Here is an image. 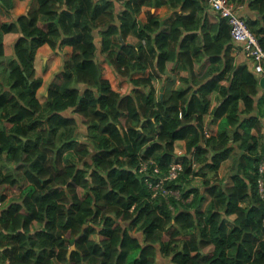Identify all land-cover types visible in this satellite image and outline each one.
I'll list each match as a JSON object with an SVG mask.
<instances>
[{"label": "trees", "instance_id": "obj_1", "mask_svg": "<svg viewBox=\"0 0 264 264\" xmlns=\"http://www.w3.org/2000/svg\"><path fill=\"white\" fill-rule=\"evenodd\" d=\"M0 5V264H264L260 83L234 64L206 0H32L20 16ZM164 6L165 20L139 18ZM250 6L264 49V0ZM43 45L72 53L41 104ZM102 63L128 90L111 88ZM171 64L181 87L157 98ZM226 160L230 185L218 178Z\"/></svg>", "mask_w": 264, "mask_h": 264}, {"label": "crops", "instance_id": "obj_2", "mask_svg": "<svg viewBox=\"0 0 264 264\" xmlns=\"http://www.w3.org/2000/svg\"><path fill=\"white\" fill-rule=\"evenodd\" d=\"M238 1L236 3V5H239L241 7V10L239 11V15L241 17H243L244 19H250L252 21H260L261 20V16L260 14H257L255 12V10H253L250 6V3L253 0H236ZM32 0H12V9H11V13L13 16H20L25 14L30 6H31ZM0 11L3 12V8L0 5ZM173 13V11H171L169 8H167L166 6L164 7H160L158 9H152V8H148V7H144L141 11V14L139 16V18L141 19L142 22L146 21V18L148 17V14H153L157 17H160L161 19L165 20L167 19L169 16H171ZM206 15L209 19V22L213 25L216 23V17L215 15L212 13V11L210 10L209 6L206 8ZM134 38H128L126 43L128 42H133ZM232 46V44H231ZM230 46V48H231ZM72 53V49L69 46H65L63 48L62 53L60 54H54L51 50V48L48 45H43L40 48H38L36 55H35V59H34V68L41 74L42 76V85L41 87L37 90V99L39 100V102L41 104H44L46 102L47 99V87L49 85V83L51 82V80L53 79V77L58 73L64 70V58L65 57H69ZM231 57L234 60V64L237 67H243V66H247L246 60L244 55L239 52V54H232L230 53ZM102 66L104 67L106 73L104 75V79L107 80L111 86V88L114 91L123 93L124 91L128 90V85L127 82L125 80H121L119 77H117L114 72L111 70V68L106 64V63H102ZM174 68V65L171 64L168 67H166L167 71V76H165L163 79H159L155 82L154 87H155V91H156V96L157 98L162 97V95L164 94V92L161 90L165 85L173 82L170 85L171 89H177L179 87H181V83L178 79V76L176 73H174L172 70ZM198 69V71L200 72V74H202V72L204 71V67L203 66H199L198 68L196 67V70ZM251 70V69H250ZM140 77V75H135L134 78ZM170 80V82H168ZM112 81H116V83L118 84L117 86H114L112 84ZM200 81L204 82V79H202L200 77ZM215 98L216 96L213 95V104L211 106V108L213 106H215L216 102H215ZM261 102L262 104L260 105H264V87H262L260 85L259 89H258V94L256 96L255 99V110H254V115L257 117H260L261 122L263 123V119L261 116V109H260V105L259 103ZM258 103V105L256 104ZM216 127L213 128V132L216 131ZM261 133H264V128L262 129ZM175 153L180 156L183 155L185 153V145L184 142H177L176 146H175ZM232 165V161L231 160H226L224 161L219 170H218V178L221 179L220 181L224 183H226L227 185H230L231 182V178L229 175V170L231 168ZM230 220H234L235 219V215H231ZM165 260V259H164ZM168 261V260H167ZM161 262L164 263V261L162 260ZM168 264V263H166Z\"/></svg>", "mask_w": 264, "mask_h": 264}, {"label": "built area", "instance_id": "obj_3", "mask_svg": "<svg viewBox=\"0 0 264 264\" xmlns=\"http://www.w3.org/2000/svg\"><path fill=\"white\" fill-rule=\"evenodd\" d=\"M208 6L213 14L219 18L226 20L230 29L231 38V53L239 54L241 52L246 60L247 66L251 69L252 73L260 80L264 79V49L258 43L257 37L253 34L245 22L246 19L239 15L241 7L232 3L229 0H206ZM206 137H209L208 132L204 131ZM180 164H175L172 169V174L175 176L176 171L180 170ZM264 164L259 166L260 175L263 174ZM162 182L156 185L157 188H162ZM259 191L263 190L262 179L258 181ZM163 193L168 191L162 188ZM0 203V208H1Z\"/></svg>", "mask_w": 264, "mask_h": 264}, {"label": "rangeland", "instance_id": "obj_4", "mask_svg": "<svg viewBox=\"0 0 264 264\" xmlns=\"http://www.w3.org/2000/svg\"><path fill=\"white\" fill-rule=\"evenodd\" d=\"M112 70V69H111ZM112 84L114 85V86H117L118 84L116 83V81L114 82V81H112ZM14 168V166H11V169H13ZM15 169H21L20 167H16ZM23 187H15L13 190H11V191H9L8 192V195H7V197H6V201L8 202V201H17L18 200V198H19V196H20V190L22 189ZM176 194V193H175ZM208 200H209V198H207V201L206 202H208ZM206 202H205V204H204V206L206 205ZM204 206H203V208H204ZM73 247H71V249H72Z\"/></svg>", "mask_w": 264, "mask_h": 264}, {"label": "water", "instance_id": "obj_5", "mask_svg": "<svg viewBox=\"0 0 264 264\" xmlns=\"http://www.w3.org/2000/svg\"><path fill=\"white\" fill-rule=\"evenodd\" d=\"M260 85L262 86V87H264V79H260ZM73 249V248H72Z\"/></svg>", "mask_w": 264, "mask_h": 264}, {"label": "clouds", "instance_id": "obj_6", "mask_svg": "<svg viewBox=\"0 0 264 264\" xmlns=\"http://www.w3.org/2000/svg\"><path fill=\"white\" fill-rule=\"evenodd\" d=\"M231 39V38H230ZM230 53H231V48H230ZM248 67V66H247ZM252 72V71H251ZM259 82H260V80H259ZM207 132H208V135L210 136L211 135V133L208 131V130H206Z\"/></svg>", "mask_w": 264, "mask_h": 264}]
</instances>
